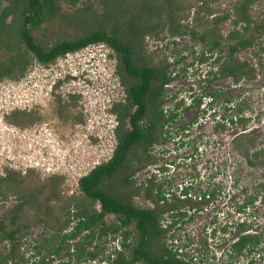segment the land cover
<instances>
[{
    "label": "rangeland",
    "instance_id": "374dc122",
    "mask_svg": "<svg viewBox=\"0 0 264 264\" xmlns=\"http://www.w3.org/2000/svg\"><path fill=\"white\" fill-rule=\"evenodd\" d=\"M103 2L57 1L55 16L38 25L33 30L34 37L42 46H49L98 28ZM222 2V7H226ZM197 5L193 4L188 19L181 22H188L200 33L204 26L194 23L192 17L198 15L201 22L205 15L202 11L197 13ZM228 12L229 19L221 25L224 33L232 27L235 16L231 9ZM252 12L257 17L255 24L264 25V0H257ZM159 16L160 13L153 14L151 21H162ZM167 23L158 29V35L149 33L142 38L143 51L140 42L133 47V61L140 65V55H144L148 64L166 66L171 79L163 85L161 107L167 113L178 114L165 126L164 134L170 137L155 142L149 150L161 158L136 170L131 175V185L120 186L121 191L126 194L137 189L138 193L130 199L138 206L152 205L144 195L147 190L155 194L159 181L163 194L171 200L182 189L192 198H199L202 192H214L206 200H192V208L183 207L190 219L181 227L170 228L165 237L167 247L172 251L179 248L186 253V259L192 254L194 264H264V69L256 77L238 82L220 77L216 67L226 56L227 47L222 52L211 51L189 32L171 33ZM254 35L252 49L258 54L251 52L254 62L260 60L264 64V26ZM129 39L134 40L131 36ZM20 47L23 48L22 43ZM115 54L100 42L69 52L47 65L28 56L23 75L0 79V177L13 179L7 193L0 195V218L9 206L33 195L21 221H16L24 259L12 264H39L43 258L45 264H61L68 258L67 254L60 258L50 254L67 211L65 200L73 196L80 205L89 206V200L79 191L78 179L109 159L116 145L117 118L114 110H108V101L114 96L123 102L125 85L116 72ZM91 64L95 69L87 80L79 71ZM69 71L74 74H66ZM132 80L127 77L126 83ZM238 115L248 119L245 134H240L241 129L228 120ZM186 123L188 130H179ZM160 139L159 136L156 141ZM256 151H260L258 157L254 155ZM137 153L139 150L131 156L136 157ZM165 162L170 164L164 172L157 169ZM137 163L140 161L134 165ZM54 175L62 178L57 191L51 189ZM153 175L154 183L140 184ZM115 182L118 184V180ZM170 204L166 205L173 210L182 206L177 199ZM93 207L98 209L99 202H94ZM169 216L165 214L164 222L170 220ZM105 219L115 220L111 215ZM75 223L73 218L66 230ZM245 229L259 231L260 242L255 251L238 255L233 242ZM83 234L75 239L78 247L84 243ZM120 238L108 234L99 242L114 250L112 246L119 248ZM129 239L132 244L134 238ZM96 242L95 239L93 244ZM73 243L71 240V247ZM73 250L70 249L72 264H106L90 260L87 254L77 259V250ZM60 253L67 251L63 248ZM107 254L108 250L102 253L103 257Z\"/></svg>",
    "mask_w": 264,
    "mask_h": 264
},
{
    "label": "trees",
    "instance_id": "16d2710c",
    "mask_svg": "<svg viewBox=\"0 0 264 264\" xmlns=\"http://www.w3.org/2000/svg\"><path fill=\"white\" fill-rule=\"evenodd\" d=\"M57 1L72 0H0V53L4 56L0 60V79L5 76L18 78L23 75L27 69L28 56L47 65L69 52H76L89 44L101 42L116 53V72L125 85V98L123 102L114 100L110 108L111 112L114 110L117 118L114 130L116 145L112 155L78 179L79 191L90 204L80 205L73 196L65 200L64 207L67 211L56 233L58 242L52 247L50 254L59 258L67 254L68 258L61 264H72L70 249L77 250L75 255L77 259L87 254L90 260L97 259L106 264H192L190 262L192 256L186 259L180 256L177 250L172 251L167 247L165 237L173 223L169 221L167 227L163 226L165 214L181 215L183 214L181 207L189 205L192 208L194 207L192 200H206L209 196L213 197L214 192H202L200 199L175 196L172 200L177 199L182 202V206L174 209L177 210L174 212L173 208L166 205L172 200H168L163 194L160 181L155 185V194L152 190L145 192L144 197L152 201L151 206H138L131 201L130 198L138 193L137 189L126 194L121 191L120 186L131 185V175L136 170L161 158L157 154L149 153V150L155 142H163L170 137L164 134L167 131L165 126L178 114L167 113L161 107L164 102L163 85L171 79L166 66L150 65L143 58L144 55H140V65L135 64L133 47L139 46L140 42V51H143L145 48L142 45V38L149 33L158 35V29H161L166 21L171 33L182 35L189 32L194 38L207 44L211 51L222 52L223 48L227 47L226 56L216 67L220 77H231L233 82H238L242 78H254L264 69V64L260 60L254 62L252 56V53L257 54L252 49L254 33L264 26L262 23L255 24L257 17L253 14L252 8L257 0H223L226 3L224 8L221 5L222 0H192L189 4L187 0H104L98 28L81 36L42 46L34 37L33 30L44 20L55 16ZM196 2L199 4L197 13L202 11L205 15L201 22L198 21V15L192 17L194 23L204 26L200 33L188 22H181L188 19V13ZM229 9L235 16L231 20L232 27L224 33L221 25L229 19ZM159 13V19L162 21L157 19L156 22H152L153 14ZM8 18L10 21H7ZM130 36L136 42L130 41ZM20 43L23 44V48L20 47ZM26 52L29 53L28 56ZM127 77L133 78L129 84L126 83ZM196 103L199 104L200 100H196ZM228 120L241 129L240 134L246 133L248 121L246 117L238 115ZM188 126L187 123L182 124L179 130L185 132ZM159 136L160 141H156ZM135 150H139L140 154L132 157ZM259 152L254 153L255 157L259 156ZM137 161L140 163L134 165ZM166 164L167 162L157 169L164 172L168 168ZM153 179L155 180V175L146 178V182L140 184L149 186L155 182ZM50 180L51 189L57 191L56 188L62 183V178L54 175ZM12 182L10 176L0 177V195L4 196L7 193ZM107 182L113 183L108 185ZM182 192L188 193L186 190ZM31 196L33 195L24 196L20 202L9 206L0 218V264H12L20 258L24 259V254H20V241L17 237L19 225L16 221H21L26 207L33 202L30 200ZM96 201L100 205L98 209L93 207ZM246 204L248 202L240 208H244ZM109 215L115 220L108 222L105 217ZM73 218L76 219V223L70 230H66ZM83 232L84 243L78 247L75 239ZM108 234H112L113 238L121 236L119 248L112 246L114 250H110L107 245L106 249L99 242ZM169 236H172L171 233ZM260 236L259 231L253 234L249 232L240 234L233 242L234 251L239 255L253 251L260 242ZM129 238H134L132 244L129 243ZM95 239L98 242L93 244ZM71 240H74L73 247L70 246ZM63 248L67 253H60ZM105 250H108V254L103 257L102 253ZM182 255L186 253L183 252ZM39 264H45L44 258Z\"/></svg>",
    "mask_w": 264,
    "mask_h": 264
},
{
    "label": "flooded vegetation",
    "instance_id": "af4514ba",
    "mask_svg": "<svg viewBox=\"0 0 264 264\" xmlns=\"http://www.w3.org/2000/svg\"><path fill=\"white\" fill-rule=\"evenodd\" d=\"M59 87H61V85H60ZM56 88H57V87H56ZM53 92H54V90H52V93H53ZM28 110H30V109H28ZM30 111H31V110H30ZM177 195H178V194H177ZM186 196H187V195H186ZM186 196L183 195V194H181V193L178 195V197H180V198H184V197H186ZM195 197H196V196H195ZM200 198H201V197H200V195H199V199H200ZM168 200H171V199H168ZM180 210L183 211V214L180 215V214L177 213V214L175 215V213H174L173 216H169V217H170V220H169V221H172L171 223H173L172 225H173L175 228H177L178 226L181 227L182 224L185 223L186 220L190 219V217L187 218V216H185V215H186V212H185L186 210H185V208L181 207ZM162 221H163V220H162ZM173 226H172V227H173ZM243 231H244V230H243ZM248 232L253 234V233H256L257 230L255 229L254 231H251V232H250V231H248L247 229H245L244 232H239V233H240V234H242V233L244 234V233H248ZM240 234H239V235H240ZM239 235H237V238H236V239H238ZM236 239H235V240H236ZM256 249H257V247H256L253 251H255ZM251 252H252V251H251ZM179 254H180V256H183V257L185 256V255H182L183 252H182V253H179ZM238 255H239V254H238ZM191 256H192V254H191V255H188V258H190ZM188 258H187V259H188ZM191 259H192V258H191ZM190 262H191V260H190ZM191 263L194 264L193 262H191Z\"/></svg>",
    "mask_w": 264,
    "mask_h": 264
},
{
    "label": "clouds",
    "instance_id": "9594fccd",
    "mask_svg": "<svg viewBox=\"0 0 264 264\" xmlns=\"http://www.w3.org/2000/svg\"><path fill=\"white\" fill-rule=\"evenodd\" d=\"M92 68H93V70L95 69V67L92 66V64L89 66V68L84 67V68H82V69L79 71V74H80V75H83L84 78H86L87 80H90V78L87 77V75H88L89 73H93ZM66 74H68V75H73L74 73H72V72L69 71V72L66 73ZM66 76H67V75H66ZM75 76H77V74H76ZM62 79H63V78H62ZM116 95H117V94H116ZM114 100L118 101L119 99H116V97L113 96V97L108 101V110H110V108L112 107V104H113Z\"/></svg>",
    "mask_w": 264,
    "mask_h": 264
},
{
    "label": "built area",
    "instance_id": "2783aa9c",
    "mask_svg": "<svg viewBox=\"0 0 264 264\" xmlns=\"http://www.w3.org/2000/svg\"><path fill=\"white\" fill-rule=\"evenodd\" d=\"M168 165H169V164H166L167 167H168ZM180 191H181V189H180ZM182 191H183V189H182ZM182 191H181V194H183ZM183 195H185V196H186V195H187V196H190V195H188V193H187V194H183ZM168 223H169V221H168V222H164V221H163V226H164V227H167ZM169 234H170V233H169ZM175 250H177L178 253H182V250H180L179 248H175Z\"/></svg>",
    "mask_w": 264,
    "mask_h": 264
}]
</instances>
